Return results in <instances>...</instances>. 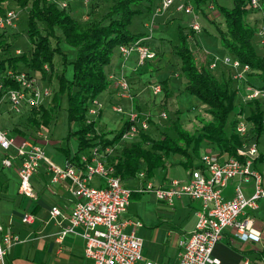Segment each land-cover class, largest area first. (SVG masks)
<instances>
[{"label": "trees", "instance_id": "16d2710c", "mask_svg": "<svg viewBox=\"0 0 264 264\" xmlns=\"http://www.w3.org/2000/svg\"><path fill=\"white\" fill-rule=\"evenodd\" d=\"M188 1L200 13H207L202 4H214L218 14L223 17L224 28L220 27L214 17H207L211 22L217 23L221 47L242 64L249 65L246 82L264 88V52L257 50L260 43L257 35L258 20L250 18V12L257 9L251 8L249 0H231L230 5L218 0H186ZM140 2L141 0H90L85 19L82 17L83 12L77 14L72 9L71 3L68 7H60L54 0H0V12L9 3L25 11L29 41L24 52L9 54L11 43L6 41L8 28L0 31V71L7 68L23 69L35 73L51 88V93L44 102L24 107L29 129L27 133L34 136L36 130L48 126L55 118L60 95L66 94L65 108L69 126L65 137L68 139L74 136L77 141L76 153L68 161L77 162L82 150L98 145L105 162L113 151L108 159L120 179L137 175L141 168L147 177L151 176L155 168L164 166L166 157L172 153L183 154L189 158L187 162L192 163L191 158L199 154L204 141L216 145V155L219 157L236 155V148L245 141L259 142L264 137V100L258 97L243 100L241 95L238 111L228 125V114L236 104L238 81L232 78V72L228 73L227 69L231 71L229 67L219 65L222 68L219 70L221 74H217L208 68L207 63L197 64L193 46L199 48L200 44L196 39V32L185 24L178 25V40L173 45V50L179 58L178 68L185 78L184 89L207 105L205 110L209 117L197 118L199 125L190 131L181 126L177 112L180 110L177 108V118L171 121L173 132L156 127L158 134L153 135L147 129L139 128L137 136L129 141L120 139L128 126V120L110 138L106 136V132L97 130L96 118L92 117L87 122L88 109L96 94L111 85L112 79L105 68L118 45L129 44L144 36L143 33H135L128 28L132 15L141 11L138 7ZM262 5L264 0H261V7ZM101 6L105 7L103 11L100 10ZM13 33H17L16 30ZM62 42L75 48L72 56H68L63 50ZM56 55L59 60L55 59ZM155 55H158L157 52ZM44 64L48 66V70L43 68ZM69 64L71 76L66 74ZM3 84L4 90L17 86L6 78L3 79ZM162 85L164 92L160 102L163 103L169 93L166 80H163ZM2 93L3 91L0 92ZM242 113L247 122V132L244 135L235 130L237 119ZM149 122H152V118ZM106 146H111L112 150L105 151ZM262 155L264 154H259Z\"/></svg>", "mask_w": 264, "mask_h": 264}, {"label": "built area", "instance_id": "2783aa9c", "mask_svg": "<svg viewBox=\"0 0 264 264\" xmlns=\"http://www.w3.org/2000/svg\"><path fill=\"white\" fill-rule=\"evenodd\" d=\"M60 7H68L72 0H54ZM85 5L90 0H82ZM159 5L154 9V14L167 9L175 0H159ZM252 9H261L260 0H249ZM207 12L212 10L214 4L207 2ZM176 10L186 13H194L193 6L186 1H178ZM195 14V13H194ZM196 15V14H195ZM86 18V16H85ZM18 11L14 7L4 5L0 12V30L7 27H16ZM257 35L264 52V15L261 17ZM190 27L197 32L200 25L192 21ZM138 55L139 63L154 58L155 50L145 44L142 39L132 41L129 44H119L117 50L122 58H127L132 50ZM20 49L16 48V53ZM203 63L211 70H216L219 65L229 67L234 80L241 82L243 100L258 97L264 100V88L256 87L246 82V74L250 70L248 64H242L237 58L229 54L203 53ZM48 70L46 64L43 65ZM15 82L16 87L4 90L3 79ZM112 79L113 75H109ZM117 94L132 99V93L127 80L121 76L116 80ZM154 93L162 90L160 84H152ZM0 100L5 99L10 104L13 112H21L24 106H37L50 95L51 88L41 82L39 77L32 72L23 69L14 70L7 68L0 71ZM99 103L93 99L88 109L87 122L97 113ZM117 112H124L122 107L113 106ZM160 116L166 118L165 111ZM151 114L134 105L128 110V126L121 134L122 141H129L137 136L139 128L146 130L149 126ZM236 131L244 135L247 132V122L243 115H239L235 126ZM264 142V137H262ZM14 143L13 137L7 131L0 129V148L7 150ZM111 146H106L105 151L110 152ZM101 149L98 145L90 146L88 152L79 153L77 162L67 161L61 166L53 163L46 155L43 147L29 138H24L16 147V154L20 158L18 167V190L27 196H35L30 176L36 172L40 162L52 173V181L61 178L68 179L69 189L76 197L75 203L68 215V224L61 229L58 238L68 232L79 233L84 238V255L92 260V264H135L141 258L142 239L135 233V229L142 225L138 219L122 218L129 204L131 190L121 184V179L114 173L113 166L102 159ZM259 154L258 142L252 140L243 142L236 148V155L217 156L206 152L200 157V165L189 171V177L185 181L171 179L167 185L153 186L147 181L144 188L154 191L160 200L172 203L175 197L189 196L200 202L196 210V222L192 231L185 238L179 240L178 262L179 264H213L218 260L212 255L213 246L222 238L225 230L230 229L235 234L250 232V221L246 213L258 206V200L264 198L262 187V175L253 166L255 157ZM2 164L9 166V155L2 159ZM139 176L144 172L140 170ZM98 176L102 183L92 184L93 177ZM237 179L232 195L224 196L223 188L230 180ZM252 181L253 192L246 196L241 183ZM50 216L61 214V209L53 205L49 210ZM34 215L25 212L21 215L22 222L30 223ZM129 231H126L127 227ZM18 240V236L3 230L0 222V264H5V255L10 244ZM247 263V260L244 261ZM143 264H156L152 260H146Z\"/></svg>", "mask_w": 264, "mask_h": 264}, {"label": "crops", "instance_id": "0c3cea01", "mask_svg": "<svg viewBox=\"0 0 264 264\" xmlns=\"http://www.w3.org/2000/svg\"><path fill=\"white\" fill-rule=\"evenodd\" d=\"M80 4V0H75V4H71L72 9H74L77 14L82 10ZM153 7L154 6L150 3L148 4V12L151 21L153 19ZM212 11L214 16L218 14L216 8H213ZM82 12L83 11H81V13ZM173 17V13L170 12L163 16V21L161 22H170V18ZM253 19L256 20L257 17ZM152 26L156 28L159 25L157 23L156 25L152 23ZM161 38L166 40L164 37ZM148 39V37H144L142 38V41L152 48ZM222 54H227V52H223ZM156 57L157 55L153 59ZM146 61L149 62L150 60L148 59ZM137 63L138 55L136 51L129 54L127 58H122L118 50H115L110 63L106 66L108 69L106 73L108 75H113L109 87V97H117L116 99L118 100H125L127 108H130L132 103V106L134 105V107L143 110V108L150 105L147 99L144 100V105H141V102L134 103V97L138 96L143 90V88L139 86V76L138 74H135ZM220 69L222 68L219 67L216 70L217 74H221L219 71ZM228 70V73L232 72V70ZM127 71H131L132 73L128 76ZM121 76L127 80L130 86L132 93L131 100H129L128 97H123L117 94V87H115V84L116 80ZM41 82L45 84L43 80H41ZM239 83L240 82H237L238 87H240ZM133 94H135L134 97ZM161 98L162 97H160L159 100ZM24 107L22 111L19 112L20 114L18 118L12 120L10 124L7 123L5 119L3 120L0 118V129L6 130L8 135L14 139V143L7 150L0 148V222L3 225L4 231L11 232L18 236V240L10 244L7 248L5 264H92V260L84 255L85 242L84 238L79 233L68 232L63 237L58 238L61 229L68 224V215L76 200V197L69 189L68 179L61 178L57 181H52V173L46 169L44 162L41 161L36 172H34L29 179L35 196H27L20 193L18 190V167L20 164V158L16 154V147L24 138H29L33 142L41 145L45 155L48 156L44 145L46 143L54 142L44 128L36 130L34 136L27 133L29 129H27V114L26 108ZM96 108L97 113L94 118L97 119L100 116L99 114H101L102 108L100 104L96 106ZM11 112L13 111L10 109V104L6 98L1 99L0 115L6 113L11 114ZM97 114L99 115L98 117ZM150 114L152 122L149 124V130L148 128L147 130L153 135H156L153 131H150V128L154 127L156 129V127H160L157 122L158 115L153 111H150ZM98 129L99 131L106 132V136L109 138L113 136L116 130H118L101 129V127H98ZM111 132L112 134H110ZM69 138H71V136ZM68 139H66L65 145H60L58 147L64 154V160L61 166L65 165L68 160L73 159V155L77 150V141L75 137V146L72 148L68 145ZM258 147L259 154H264V142H262V139L259 140ZM89 148L90 147L81 152H88ZM200 150L201 151H199L197 156L191 158L192 163L187 162L189 159L187 156L180 153H172L166 157L164 166L155 168L151 176L147 177L146 173L141 168L144 172L143 176L137 174L133 177L121 179V184L126 187L124 182L138 180L142 184L149 181L153 186H163L167 185L171 179L185 181L189 177V171L200 165V157L202 154L206 152L218 154L216 145L208 141L203 142ZM112 153L113 151L107 156L106 163H109ZM259 154L255 157L253 166L260 171L262 175V187H264V167H259L258 165L259 162L264 161V155L259 156ZM7 155L11 157V164L9 166L2 164V159ZM177 164L183 168L182 171H180L179 168H173V166ZM169 167L170 169L172 168L170 174L174 173L176 174V177H170L167 175V169H169ZM167 177L170 179H167ZM237 182L238 180L236 178L230 180L222 190L223 195L227 197L232 195L234 184ZM100 183H102L100 177H93L92 184L98 185ZM241 185L246 196H249L253 192L254 186L252 181L241 183ZM130 190L133 194L138 193L132 189ZM160 201L171 206L170 209H172V212L165 211L164 214L166 217L162 220H168L171 224H174L176 228L174 227L167 230H139L140 234H137L136 230L143 226V223L141 226L137 227L135 233L147 244L145 247L142 244L141 258L138 262L136 261L137 264H143L146 260H152L156 264H179L178 242L188 236L194 228L196 222V210L200 206L198 200L182 195L180 197H175L172 203L163 200ZM53 205H56L61 209L60 215L55 217L50 216L49 210ZM178 211L181 213H177ZM25 212L34 215L32 222H22L21 215ZM125 212L122 214V218H134L130 215L128 216V214L126 215ZM246 218L250 221L249 225L251 231H246L242 234H235L230 229L225 230L222 238L213 246L212 255L218 260L213 264H245V260H247L246 264H264V198L258 200V206L256 208L247 211ZM128 228L130 229L128 226L126 231ZM151 247H154L156 252L155 250L154 252H151Z\"/></svg>", "mask_w": 264, "mask_h": 264}, {"label": "rangeland", "instance_id": "374dc122", "mask_svg": "<svg viewBox=\"0 0 264 264\" xmlns=\"http://www.w3.org/2000/svg\"><path fill=\"white\" fill-rule=\"evenodd\" d=\"M179 0H175L174 4L170 5L167 9L154 14V9L157 5H159V0H141L138 4V7L141 9L140 12L135 13L132 15L128 28L132 32H139L143 33V38L148 37L150 45L155 51L157 52V57L155 59H149L150 61H145L137 63V70L135 74L139 76V86L143 88L142 92L134 97V103L141 102V105H144V100L147 99L149 104L142 111H150L157 113L158 115V125H160L161 129L168 130L173 132L171 128V121L177 118L176 108H179L180 111L178 112V119L181 123V126L188 130H193L197 125H199L198 119L201 116L209 117L208 113L206 112L205 108L207 105L204 104L197 96L187 92L184 89L185 78L184 75L180 72L178 68L179 58L174 53V46L177 43V34H178V25L185 24L190 26L192 21L197 22L200 25V30L196 32V39L200 44L199 48L193 46L194 53L193 56L196 59L197 64L203 63L204 55L203 53L209 54H219L222 55L225 50L221 47L219 43V35H218V28L216 27L217 23H219L220 27L224 28L223 17L221 14H217L214 16L213 9L208 11L207 13H200L196 12L193 8L194 13H186L183 10H176L175 5ZM181 1V0H180ZM186 1V0H183ZM221 3L230 5L231 0H218ZM81 2V8L83 11L82 17L85 18L87 5ZM189 2V1H188ZM187 2V3H188ZM261 2V0H260ZM75 4V0L71 1V4ZM154 6L153 8V19L151 21V17L149 16L148 12V4ZM190 3V2H189ZM9 7H14L18 11V19L16 27H7L6 41L11 43L9 54H15L16 48H19L21 52H24L27 47L29 46V41L27 37V23H26V15L25 11L18 7L13 3L8 4ZM202 6L207 8L206 3L202 4ZM105 7L101 6V11H103ZM85 10V11H84ZM80 11V12H81ZM170 12L173 13L174 18L172 21L164 23L162 18L164 15L169 14ZM206 15V16H205ZM264 15V5H262L260 10H255L250 12V18L257 17V29L260 26V18ZM209 17H213L217 23L211 22ZM86 19V18H85ZM255 20V19H254ZM146 23V24H145ZM152 23L159 25L158 27L154 28ZM16 30L17 33H13ZM1 31V30H0ZM164 37L166 40L162 39ZM63 50L68 53V56H72L75 52V48L68 45L65 42L61 43ZM260 46V47H259ZM257 46V50H262L261 44L259 43ZM0 50V54H1ZM135 52L133 49L131 53ZM56 60H59V56H55ZM153 60V61H152ZM219 67V66H218ZM216 68V70L218 69ZM108 69L106 68L105 71ZM214 70L213 72H216ZM228 70V69H227ZM72 70L71 65H68L66 74L71 76ZM131 71H127L128 76L131 74ZM163 80L167 81L168 87V97L167 100H163V103L160 102L162 99L159 100L160 97L163 96L164 90H161L158 93H154L151 89L152 84H160L161 87L163 86ZM240 87L235 97L236 104L230 110L227 118L228 125L230 124L233 117L236 115L238 111V104L240 103L241 92L243 90L241 86V82L239 83ZM55 87V86H54ZM146 88V89H145ZM110 89H104L95 96V101L98 100V103L101 105V114H97L96 119V128L99 131L98 127L101 129H118L122 123L128 119V110L127 104L125 100H118L117 97L110 98L109 97ZM66 94L60 95L59 105L56 107L55 118L51 120L48 126L44 127L46 133L52 138L54 141L53 143H46L44 145L48 158L55 164L62 165L64 160L63 152L58 148L60 145H65L66 138L65 135L68 131V119H67V111H66ZM163 98V97H162ZM130 100V99H129ZM152 102V103H151ZM158 102V103H157ZM47 104V102H46ZM120 106L122 107L124 112H117L113 109L112 106ZM138 110L137 107H135ZM141 110V109H140ZM161 111H165L166 118H162L160 116ZM20 113L11 112V114H3L0 115L1 119H5L7 123L10 124L12 120L18 118ZM245 116V114H240ZM96 117V115L94 116ZM204 118V119H205ZM151 122H149L150 124ZM106 125V127H105ZM149 127V126H148ZM149 130V128H148ZM150 131H153L156 135V129L150 128ZM112 134V132L110 133ZM68 145L70 148L75 146V139L71 136L68 140ZM201 151V150H200ZM259 167H264V161L258 163ZM173 168H179L180 171L183 168L180 165H175ZM172 168L167 169V175L170 177H176L174 173L170 172ZM167 179H170L167 177ZM144 184V183H143ZM140 181H126L124 185L128 189H132L137 191L138 193H132L129 197V204L127 206V211L125 212L126 215H130L134 217L133 219H138L143 223V226L139 227L136 230L137 234H140L139 230H167L174 228V224H171L168 220H162L165 218V211L172 212L170 209L171 206L167 205L166 203L160 201L154 191L147 190L144 188ZM177 213H181L178 211ZM176 228V227H175ZM130 230L129 228L127 231ZM142 240L143 246H147L145 241ZM145 249V248H144ZM155 248L151 247L150 251L154 252ZM147 251V248H146ZM156 252V250H155ZM139 261V260H138ZM137 261V262H138ZM137 262L135 264H137Z\"/></svg>", "mask_w": 264, "mask_h": 264}, {"label": "bare ground", "instance_id": "6f19581e", "mask_svg": "<svg viewBox=\"0 0 264 264\" xmlns=\"http://www.w3.org/2000/svg\"><path fill=\"white\" fill-rule=\"evenodd\" d=\"M214 8V7H213ZM236 130V129H235ZM237 132V131H236ZM238 133V132H237ZM239 134V133H238ZM241 135V134H240Z\"/></svg>", "mask_w": 264, "mask_h": 264}]
</instances>
